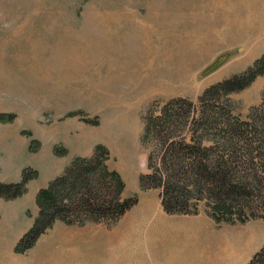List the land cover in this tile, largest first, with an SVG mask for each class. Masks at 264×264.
Wrapping results in <instances>:
<instances>
[{
    "label": "rangeland",
    "instance_id": "374dc122",
    "mask_svg": "<svg viewBox=\"0 0 264 264\" xmlns=\"http://www.w3.org/2000/svg\"><path fill=\"white\" fill-rule=\"evenodd\" d=\"M263 52L264 0H0V114H13L0 119V180L33 173L19 196L0 197L11 202L0 264H228L233 222L260 209L223 219L202 199L193 214L166 213L158 188L138 186L155 146L144 128L169 100H196ZM263 99L264 74L218 98V119H243ZM96 145L136 203L109 223L55 221L19 251L37 190Z\"/></svg>",
    "mask_w": 264,
    "mask_h": 264
},
{
    "label": "trees",
    "instance_id": "16d2710c",
    "mask_svg": "<svg viewBox=\"0 0 264 264\" xmlns=\"http://www.w3.org/2000/svg\"><path fill=\"white\" fill-rule=\"evenodd\" d=\"M263 74L264 52L245 69L206 87L196 100L171 99L148 118L144 130L155 146L138 186L158 188L166 213L193 214L196 202L205 199L212 216L224 219L232 207L249 212L259 208L257 216L264 219V99L243 119L226 116L225 121L218 119L222 107L217 102ZM12 118L11 113L0 114V119ZM106 156V148L96 145L90 155L72 159L37 190V212L18 239L19 251L29 248L55 221L109 223L136 203L135 195L121 197L120 180L106 169ZM31 177L27 171L17 181H0V197L19 196ZM246 264H264V244Z\"/></svg>",
    "mask_w": 264,
    "mask_h": 264
},
{
    "label": "crops",
    "instance_id": "0c3cea01",
    "mask_svg": "<svg viewBox=\"0 0 264 264\" xmlns=\"http://www.w3.org/2000/svg\"><path fill=\"white\" fill-rule=\"evenodd\" d=\"M2 181V180H0ZM14 181V180H13ZM3 182H9L4 181ZM6 201V202H3ZM10 200L0 198V208L9 207ZM233 247L221 251L222 258H228L231 261L228 264H246L252 255L264 244V219H245L243 221L233 222ZM228 248V246H227Z\"/></svg>",
    "mask_w": 264,
    "mask_h": 264
},
{
    "label": "bare ground",
    "instance_id": "6f19581e",
    "mask_svg": "<svg viewBox=\"0 0 264 264\" xmlns=\"http://www.w3.org/2000/svg\"><path fill=\"white\" fill-rule=\"evenodd\" d=\"M71 243V242H70Z\"/></svg>",
    "mask_w": 264,
    "mask_h": 264
}]
</instances>
